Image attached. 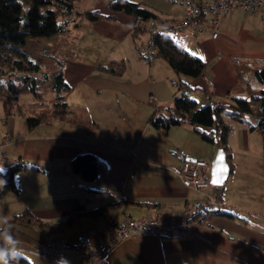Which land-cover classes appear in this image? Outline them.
<instances>
[{"label": "crops", "instance_id": "crops-1", "mask_svg": "<svg viewBox=\"0 0 264 264\" xmlns=\"http://www.w3.org/2000/svg\"><path fill=\"white\" fill-rule=\"evenodd\" d=\"M113 1L76 0L79 11L97 10L112 17L82 18L76 26L70 21L68 31L45 40L34 38V57L49 64L57 58L65 61L63 79L69 90L64 99L70 107L65 118L29 127L19 113L6 117L0 102V169L19 160L27 164L14 175L16 190L0 179V189L7 185L10 198L0 201V224L28 211L51 225L46 231L22 226L12 236L14 253L30 264H85L86 259L69 248L43 258L37 245L48 240L70 244L79 234L97 242L100 217L166 218L182 213L198 191L185 187L171 166L189 157L210 161L214 145L187 123L155 128L149 117L181 92L198 105L231 107L234 96L249 99L264 86L253 76L264 66L259 14L230 8L212 38L206 28L170 29L172 20L183 17L179 3L127 0L157 14L160 34L203 61L202 73L191 77L177 74L155 50L152 61H146L140 47L149 39L150 25L134 34L142 21L111 11ZM70 34H76L77 43L68 42ZM32 39L28 37L25 46ZM112 61L125 64L120 74L97 69ZM246 117L248 123L233 122L227 138L233 170L218 206L224 213L203 216L189 231L172 237L136 234L107 252L108 264H264V149L254 111ZM81 152L104 163L91 181L72 171L71 160ZM70 217L68 227H54Z\"/></svg>", "mask_w": 264, "mask_h": 264}, {"label": "trees", "instance_id": "trees-1", "mask_svg": "<svg viewBox=\"0 0 264 264\" xmlns=\"http://www.w3.org/2000/svg\"><path fill=\"white\" fill-rule=\"evenodd\" d=\"M75 1L0 0V102L6 117L15 113L25 115L27 125L32 127L42 121L50 122L52 119H63L70 112V107L64 99L65 93L69 90V86L63 79L65 61L57 58L55 66H47L31 55L25 48V41L28 37H53L68 31L70 21H74L73 24L76 26V23L82 18L96 20L102 17H112L111 14H101L97 10L79 11L74 7ZM109 9L132 14L141 20L142 23L138 24L134 34L140 30L148 29L150 19L157 15L143 5L127 0H115L109 4ZM152 45L155 55L165 59L177 74L195 77L202 73L203 61L180 47L169 37L158 32ZM124 67L125 64L122 61H112L97 66V69L102 72L120 74ZM253 76L260 84L264 83V66L257 69ZM46 89L53 94V101L49 104L48 112L42 113V115H27L21 108V102H18L19 96L30 94L40 100L43 99ZM252 95L249 99L234 96L233 106L228 107L222 104L213 106L210 103L198 105L187 92H181L174 97L172 104L159 107L149 117L148 122L153 127L162 129L187 123L201 139L224 149L230 172H232L227 138L233 128L234 121L248 123L246 116L254 111L255 126L262 135L264 149V86L259 88L257 94L252 92ZM40 101L39 103L34 101L33 104L38 107L42 106L44 101ZM253 106H255L254 110ZM71 168L83 180L91 181L98 172L104 169V163L89 152H81L72 158ZM26 169L27 164L23 160H19L8 165L5 169H0V179L12 190H16L14 175ZM224 189V185L214 187L219 200L223 199ZM212 213H224V211L215 207L196 214L194 219L198 221L203 216ZM72 219L73 217H70L63 222H58L54 224V227L56 229L66 228ZM22 226H30L43 231L51 228L49 223L32 216L28 211L13 215L0 225V247L5 246L2 236L4 230L13 236ZM139 233L149 232L138 231L128 238ZM63 242L66 245L72 244L66 243L65 240ZM41 243L43 242L39 244ZM10 264H30V262L21 254L14 253Z\"/></svg>", "mask_w": 264, "mask_h": 264}, {"label": "built area", "instance_id": "built-area-1", "mask_svg": "<svg viewBox=\"0 0 264 264\" xmlns=\"http://www.w3.org/2000/svg\"><path fill=\"white\" fill-rule=\"evenodd\" d=\"M170 3H179L183 7V17L171 21V30H182L189 27L193 31H201L205 28L210 31L211 37L218 35L220 18L227 14L230 8L236 7L245 12L259 14L264 23V0H167ZM161 19L151 18L149 21V39L141 45V52L146 61L153 59V39L160 31ZM211 105L216 106L214 102ZM210 162L196 158L185 159L179 165L171 166V170L181 180L185 187L195 191L211 188L209 193H202L199 200L187 204L182 213L177 216L160 218L158 214L153 216L131 217L126 216L120 220L112 217L98 218L96 220L97 235L99 240L93 242L85 235H77L75 241L66 245L63 240L48 241L38 246L41 256L50 257L57 254L59 249L69 248L74 253L82 255L86 259L85 264H108L107 252L120 241L138 231L149 232L158 236H175L189 231L196 222L195 215L208 209L218 207L221 202L217 198L214 187L209 179Z\"/></svg>", "mask_w": 264, "mask_h": 264}, {"label": "rangeland", "instance_id": "rangeland-1", "mask_svg": "<svg viewBox=\"0 0 264 264\" xmlns=\"http://www.w3.org/2000/svg\"><path fill=\"white\" fill-rule=\"evenodd\" d=\"M76 34H70L69 36H68V38H70L71 39V41L70 40H68V42L69 43H71V42H73V43H77V36H75ZM33 39H32V41H30L29 42V40L27 41V44H26V46H25V48L33 55V56H35V52H34V46H36V39H34V38H36V37H32ZM42 38V40H45V39H43V38H46V37H41ZM67 38V39H68ZM65 50H63V49H60L59 50V52L60 53H62V52H64ZM42 61V60H41ZM43 62V61H42ZM47 66H55L54 64H49V63H45ZM40 100H43L44 101V103H43V105L42 106H35L34 104H33V102L34 101H37L38 103L39 102H41ZM40 100H38V99H36V98H34V97H32L30 94H23V95H20L19 96V99H18V102H21V108H22V110H24L25 111V113L26 112H30V111H32V114H31V116L32 115H42V113H46V112H48V108L50 107V105L49 104H51V102L53 101V94H52V92H49V90H47L46 89V91H44V95H43V99H40ZM33 112H36V113H33ZM27 114V113H26ZM28 115V114H27ZM23 117L25 118V120H26V116L25 115H23ZM19 118H21V117H19ZM210 146V145H209ZM213 146V145H212ZM201 158H203V159H205V157H203V156H200ZM206 160H208L209 161V159H206ZM5 190V191H4ZM4 190L3 189H0V201L1 202H8L9 201V188L7 187V185H5V188H4ZM211 191V188H205L204 190H202V191H200V193L198 192H193V195L195 196V197H198V198H196L195 200H199V199H201L202 197H203V194L202 193H209ZM195 200H193V201H195ZM0 223H1V220H0ZM0 225H2V224H0ZM30 227V226H29ZM48 241H52V240H48ZM47 241V242H48ZM55 241V240H54ZM38 246H39V244L37 245V251H38V253H39V249H38ZM60 250V249H59ZM40 254V253H39ZM52 254H54V253H52ZM43 258H46V259H48L49 258V256L48 257H45V256H42Z\"/></svg>", "mask_w": 264, "mask_h": 264}, {"label": "water", "instance_id": "water-1", "mask_svg": "<svg viewBox=\"0 0 264 264\" xmlns=\"http://www.w3.org/2000/svg\"><path fill=\"white\" fill-rule=\"evenodd\" d=\"M188 159L194 160L196 158L189 157ZM209 162L210 184H212L213 186L224 185L226 178L228 177V174L230 172L224 149L218 145H214L212 156Z\"/></svg>", "mask_w": 264, "mask_h": 264}, {"label": "clouds", "instance_id": "clouds-1", "mask_svg": "<svg viewBox=\"0 0 264 264\" xmlns=\"http://www.w3.org/2000/svg\"><path fill=\"white\" fill-rule=\"evenodd\" d=\"M2 236L6 246L0 247V264H10L15 252L16 242L6 230L3 231Z\"/></svg>", "mask_w": 264, "mask_h": 264}, {"label": "snow or ice", "instance_id": "snow-or-ice-1", "mask_svg": "<svg viewBox=\"0 0 264 264\" xmlns=\"http://www.w3.org/2000/svg\"><path fill=\"white\" fill-rule=\"evenodd\" d=\"M193 55H196L195 53H192Z\"/></svg>", "mask_w": 264, "mask_h": 264}]
</instances>
